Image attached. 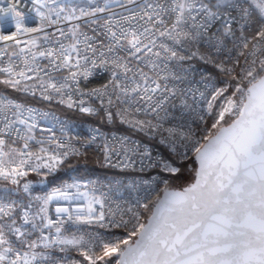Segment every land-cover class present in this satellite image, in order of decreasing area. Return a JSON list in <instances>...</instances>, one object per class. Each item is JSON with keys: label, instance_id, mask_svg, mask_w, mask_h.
Returning a JSON list of instances; mask_svg holds the SVG:
<instances>
[{"label": "snow or ice", "instance_id": "1", "mask_svg": "<svg viewBox=\"0 0 264 264\" xmlns=\"http://www.w3.org/2000/svg\"><path fill=\"white\" fill-rule=\"evenodd\" d=\"M0 5V264H264V0Z\"/></svg>", "mask_w": 264, "mask_h": 264}, {"label": "built area", "instance_id": "2", "mask_svg": "<svg viewBox=\"0 0 264 264\" xmlns=\"http://www.w3.org/2000/svg\"><path fill=\"white\" fill-rule=\"evenodd\" d=\"M0 6H3V5H0ZM44 103H46V102H44ZM35 106L36 107H40V108H42L43 110H46V111H54V110H52L50 108H43V107H41L39 105H35ZM56 113H57V115H60L58 112H56ZM70 114L71 115H75V116L68 117V116L60 115L61 119L68 120L69 123L75 125V130H76L77 133H80L81 135H85L87 133V118H81L79 115L73 114V113H70ZM106 170H108V172L104 173V174H95V175H89V176H85V177L72 175V176L64 178V179H62L60 181H51V177L56 176L57 173H55L53 175H50L45 180L44 187H45L46 190H50L52 187L60 186L64 182H71L73 178H76L80 182H88L89 180H94L96 178H100L101 180H103L105 178H111L113 176H117V177L123 178V177H137V176L140 175L139 173H133V172L120 173V172H118L115 169H106ZM28 179L33 181L34 184H36L39 187V182L43 178L42 177H38L35 174H30Z\"/></svg>", "mask_w": 264, "mask_h": 264}, {"label": "trees", "instance_id": "3", "mask_svg": "<svg viewBox=\"0 0 264 264\" xmlns=\"http://www.w3.org/2000/svg\"><path fill=\"white\" fill-rule=\"evenodd\" d=\"M5 91L3 89V86H0V93ZM39 105L43 108H50L56 112H58L60 115L72 117L75 115H71L67 110H62L59 108V106L55 107H49L44 102H40ZM93 123H95L93 121ZM73 167L69 168L67 165H64L56 174V176L51 177V181H60L64 178H67L69 176L75 175V176H89V175H95V174H104L107 173L108 170L105 168L100 167L98 164L95 163V160L90 157V162L88 164H84L83 162L77 163L76 161H72ZM185 180H188V173H184Z\"/></svg>", "mask_w": 264, "mask_h": 264}, {"label": "rangeland", "instance_id": "4", "mask_svg": "<svg viewBox=\"0 0 264 264\" xmlns=\"http://www.w3.org/2000/svg\"><path fill=\"white\" fill-rule=\"evenodd\" d=\"M188 182V180H185V179H183L182 181H180V183H187Z\"/></svg>", "mask_w": 264, "mask_h": 264}]
</instances>
